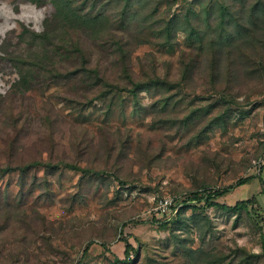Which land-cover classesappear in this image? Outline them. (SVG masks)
Segmentation results:
<instances>
[{"label":"rangeland","instance_id":"374dc122","mask_svg":"<svg viewBox=\"0 0 264 264\" xmlns=\"http://www.w3.org/2000/svg\"><path fill=\"white\" fill-rule=\"evenodd\" d=\"M116 2L63 0L64 22L58 0H0V168L91 169L0 175V264H264V0H141L126 19ZM175 15L167 45H133V81L160 80L136 97L69 72L10 90L18 79L10 55L37 51L30 34L46 29L63 48L48 46L45 63L78 68L76 44L89 67L130 88L111 36L132 42ZM185 16L196 30L190 39ZM229 186L213 202L255 201L233 212L188 198ZM122 239L133 246L129 261L109 248Z\"/></svg>","mask_w":264,"mask_h":264},{"label":"trees","instance_id":"16d2710c","mask_svg":"<svg viewBox=\"0 0 264 264\" xmlns=\"http://www.w3.org/2000/svg\"><path fill=\"white\" fill-rule=\"evenodd\" d=\"M62 1L63 0H58L60 5L58 6L57 11L62 12L61 14H62L63 21L66 22V20L69 19L68 12H70L71 10L67 12V8L65 7V5L61 4ZM112 1L115 2L116 0H112ZM122 1H123V6L120 12V16H123L124 17L123 19H126V17L129 16V13L133 10V7H136L135 6L136 2L140 3L141 0H122ZM143 1H144L143 6L151 3V0H143ZM116 3H118V0ZM154 10H156V8ZM150 15L152 16V14ZM97 17H95L96 31L100 30L99 28L102 27V25H99V24L103 23V20L100 23H98L97 19L99 18ZM75 19L77 21H80L82 24L87 22V20L85 21L80 16H77ZM146 19H149V15L148 17L144 19V21H146ZM188 19H189L188 16H185L184 22H186L185 27L188 26V28L185 29V31H187L186 32L187 39H190V35L192 34V32L194 33L196 30L194 29V26L190 24V21ZM178 20H179V16L175 15L169 20H166V18L162 19V26L158 28L152 27V23L149 26L142 27L140 28V31L138 32V34L133 37L132 42L123 41V39L119 36H111V38H113L112 44L114 45L116 55L118 58V62H117L118 66L120 68L122 75L124 76V78L126 79L127 83L130 86V88H124V90L120 89V87H118L117 84L110 83L108 78L105 77L104 71L98 69L97 67H89L84 57V54L80 52L76 44H72L71 48L74 49V51H76L79 54L78 55L79 59H80V56L82 57L80 66L78 68H75L72 71H68V70L62 71L54 65V62L45 63L44 59H46V56L48 52L50 51L49 47L53 48L52 49L53 51H57L58 49L61 50L63 46L62 44H56L54 42L55 39L53 38L54 36L53 33L47 29L42 31L41 33L32 32L30 34V38L33 41H36V40L38 41V46H37L38 50L32 51L31 54H27L26 56H19V55H14V54L10 55V61L14 63V66L16 67L17 73H18V79L14 83H12L10 90L13 93L26 91L31 87V83L33 81H36V79L38 80L39 78H43L45 79V81L54 83L58 81L60 78L64 77L65 75H68V72H69V73H73L74 75H78V74L88 75V78H90L93 81L94 85H96L100 89L104 88L105 91L110 90V89H118L120 91H126L127 93L131 94L133 97H136L139 91H144V89H148L149 87H152V86L155 87L159 85L160 80L157 75H152V76L145 75L141 80L137 79L133 81V78H132L133 72L130 68L129 60H130V56L133 50L135 49V46L144 45V44H152L154 43L153 39H162L161 45L162 46L167 45L172 40V38L175 36L174 35L175 34L174 25L176 24ZM60 41H61L60 38H58L57 42L60 43ZM201 42H204V40H201ZM212 60L213 62L216 61L214 59ZM183 69H185L184 74L188 75L189 72L191 71L190 64L188 65L183 64ZM169 88L170 86H168V89ZM99 91H102V95H103L104 90H99ZM59 164L62 165L64 169L78 171V172H81L82 174H88L91 172V169L83 168L79 166L77 163H69V162L60 161V162H57L56 164L54 163L52 165H46V163L41 162V161H31L23 165H14V166L8 165L6 167H2L0 168V172H1L0 175L11 173L16 170L26 172L35 166H42V167H45L46 169H50L52 168V166L59 165ZM95 173L97 172L95 171ZM259 177H260V174H259ZM243 183H245V180H240L237 182V185H242ZM263 187H264V184H263ZM231 188H233V186L226 187L221 191L209 192L206 195L199 194L197 192H191L188 194V198L194 203L199 204L203 202L205 207H218L222 210L233 211V212L247 209L248 205H250L251 203L255 201L254 199L240 201V202H237L234 206L219 205L213 202V199L222 195L224 192L228 191V189H231ZM184 207L186 208L187 205L185 204L183 208ZM178 214H177V217H178ZM121 241L125 243V252H124L125 260L129 261L130 259H133V258H129L130 254L132 253L131 251H133V247L127 242V240L122 239ZM189 252H192V251L190 250ZM115 261L123 263L121 262V260H119V258H115ZM188 263L190 264V262ZM148 264H163V263L151 260L148 262Z\"/></svg>","mask_w":264,"mask_h":264},{"label":"built area","instance_id":"2783aa9c","mask_svg":"<svg viewBox=\"0 0 264 264\" xmlns=\"http://www.w3.org/2000/svg\"><path fill=\"white\" fill-rule=\"evenodd\" d=\"M258 166V167H257ZM257 166H255V168H258L259 173L261 172V168L264 167V158H262L259 162H257ZM170 204V201L164 199L163 201L160 202L159 207H158V211L161 215H163L164 213L167 212L168 206ZM133 255L130 254L129 258H132Z\"/></svg>","mask_w":264,"mask_h":264},{"label":"crops","instance_id":"0c3cea01","mask_svg":"<svg viewBox=\"0 0 264 264\" xmlns=\"http://www.w3.org/2000/svg\"><path fill=\"white\" fill-rule=\"evenodd\" d=\"M127 242L132 246L131 242L127 239ZM133 247V246H132ZM110 251L114 253V248L117 249V251L120 252L122 256H124L125 252V243L121 240H117L115 244H113L111 247L109 246ZM117 258L121 259L118 254H115Z\"/></svg>","mask_w":264,"mask_h":264}]
</instances>
